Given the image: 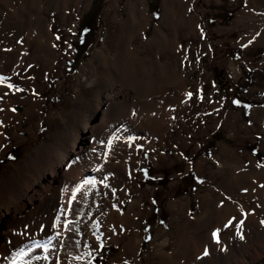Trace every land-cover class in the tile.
<instances>
[{"label":"rangeland","instance_id":"rangeland-1","mask_svg":"<svg viewBox=\"0 0 264 264\" xmlns=\"http://www.w3.org/2000/svg\"><path fill=\"white\" fill-rule=\"evenodd\" d=\"M261 11L264 0H0L1 81L16 92L15 97L10 94L14 100L6 106L10 114L0 120V158L3 161L12 148L18 157L23 155L15 163L0 165V184L30 165L36 154L54 151L72 138L76 108L78 113L79 106L92 103L102 84L115 80L111 71L124 50L131 65L118 73L124 74V88L141 99L143 113L119 121L120 109L115 106L110 113L113 119L103 124L95 149L84 152L83 160L95 152L96 169L104 159L125 165L108 171L97 188L80 190L72 184L65 193L27 205L25 213L13 219L0 216V264H13L23 245V252L28 253L17 264H29L31 247L52 235L55 244L46 259L52 261L49 264H90L93 259L96 264H177L169 255L175 253L180 235L192 255L197 250L194 244L206 231L203 223L214 222L213 210L218 204L224 213L240 206V212L253 215L264 226V206L253 201L252 195L243 199L234 190L230 194L232 182H226L231 167L238 169L234 188L250 181L248 173L255 178L264 175ZM130 20L141 23L133 28L137 30L133 36L125 27ZM42 23L53 51L47 65L35 46ZM83 32L92 49L84 62L74 64L80 67L78 73L65 72L66 61L74 58L72 39ZM157 38L170 47L158 50ZM27 41L28 55L18 64ZM74 51L79 54L81 50ZM102 72L109 75L104 82ZM213 84L223 89L225 102L220 98L215 102ZM5 94L0 92V97ZM153 99H160L159 108L146 105ZM87 145L85 141L82 146ZM139 149L150 158L151 168L137 159ZM74 158L68 154L58 178L52 180L53 187L64 184L62 172ZM186 174L189 176L184 178ZM72 199L84 203L87 216L80 212L81 218L70 224L78 227L72 233L76 247L64 250V226L54 233L55 216L49 218L61 211L63 200ZM34 207L37 209L31 213ZM68 214L67 209L64 220ZM121 215L130 220L111 223ZM196 222L201 223L199 236ZM30 224L37 229L29 231ZM253 228L243 238L261 229ZM227 235V229L221 228L219 236L226 238V247L237 249L241 242L233 232L229 240ZM162 242L165 246H160ZM129 243L133 246L124 252ZM58 248L62 252L57 257Z\"/></svg>","mask_w":264,"mask_h":264},{"label":"bare ground","instance_id":"bare-ground-1","mask_svg":"<svg viewBox=\"0 0 264 264\" xmlns=\"http://www.w3.org/2000/svg\"><path fill=\"white\" fill-rule=\"evenodd\" d=\"M34 18H36V16ZM173 20H174V16L172 14V21ZM139 21H142V18ZM135 26H141V23L135 22L134 20L133 21L130 20V22H127L125 25L127 32L130 31V34L132 36L133 33L135 35L137 31V30L132 31ZM48 38L49 35H48L47 27L45 26V23L44 24L42 23L40 35L39 38L36 40L35 46H36V53L39 52L38 56L46 65L48 64L50 58L53 55V51L51 49V43L47 42ZM160 42H161L160 38H157V40L154 41V44L157 45L158 50L160 47H163V49H168L170 47L169 45L167 46V44L162 45ZM28 47L29 46L27 41V44H25V46L21 48V54L19 57L18 64L23 62L24 57L28 55L27 52ZM120 61L123 64H121ZM115 65H116L115 67L113 66L115 69L111 71L113 72L112 74L115 80H113L110 84H102L100 90L97 91L96 94L94 95V98L91 101L92 103L87 104L85 107L79 106L80 109L78 113H77L78 109L76 108L75 113L72 115V119L75 120L74 125H72V129H74V135L72 136V138L70 137L71 139L68 140L67 143L59 146L54 151L51 152L49 151L47 153L40 152L39 154H36L33 160L30 162V165L21 167V169L18 172V175H16L15 177H10L9 179L3 180L1 182L0 216L9 215L13 219L14 217L24 214L27 205L31 206L36 201L39 202L40 198H42V201H45L48 195L55 196L59 193H65L69 188H71L72 184L78 186L80 190L81 189L90 190L93 188H97V182L102 181L104 177H108L109 175L108 171L114 170L117 166H121V165L125 166L123 162H117V161L108 162L107 159H104L103 161L98 162L99 167L98 169H96L97 166H95L94 164L95 162L97 163L98 160L95 159V155H94L95 152L91 153L90 155H87L86 160H83L82 158L84 152H87L89 149H91L90 151H93L95 149L100 137V132L104 127L103 124L106 125L109 123L111 119H113L110 116V113L115 108V106H117L118 109H120L118 115L122 117V119H118L119 121H122L123 117L130 118L129 116L133 117L134 115L138 117L142 111V108L138 102L140 98H136L137 96L134 93H131L129 90H126L124 88V83H125L123 80L124 74L121 76L118 73L121 70L127 71V68L129 67V65H131L127 61L125 50L121 52L120 60H117V63ZM233 70L234 69H232V71ZM102 73L106 75L103 77V79H101L102 82H104L106 79L109 78V75L108 73L105 72ZM2 78H3V74L0 73V92L6 91L7 94L0 97L1 100L0 106H3L4 108V109H0V120H3L4 118L7 117V114H10V110H9L10 108L6 110V106L9 103H11L12 100H14L13 97H15L16 95V92L13 89L7 87V84L1 81ZM10 94H12L13 97ZM169 94L173 95L174 90L171 89V91H169ZM176 94L178 93L176 92ZM150 97L151 95L147 97V99ZM159 101L160 99H153L148 103L146 102L147 104L146 103L145 104L148 107H153L154 105H157V107L159 108L161 105L160 103H158ZM133 109L137 112V114L135 113V111H133ZM166 109L167 111L175 110L171 108H166ZM156 111L159 110L157 109ZM142 114L143 113H141L140 117H142ZM75 118L78 119L80 118L81 121L80 120L78 121ZM135 120L136 118H133L132 121ZM85 141L88 142V145L87 147L84 148V146L82 145L84 144ZM68 143L70 144L69 146ZM110 148L113 149L112 147ZM71 153L75 155V158L71 160V162L65 168L66 170H63L62 172L64 175V181H63L64 184L61 185L59 184L58 186L53 187V182H52L53 178L55 179L58 178V175L60 174L59 168L61 164L63 163L64 160L66 161V159H68V154ZM117 156L116 159L119 157ZM89 166H93L94 168L91 169V167ZM105 167H107L108 169L105 170ZM231 168L232 169L230 170L227 169L229 177L226 180V182H230V181L232 182V186L229 188V193L231 194L232 190H234L235 193L237 194V198H243V199H248L249 195H252L255 197L254 199H252L253 201L257 200L261 206H264V175L262 177L255 178L251 176V173H248L247 175L250 181L245 184H240L236 188H234V185L236 184L235 175L238 169H236L235 167H231ZM244 170L246 171L245 167ZM42 181L44 182L42 183ZM86 181H91L92 183L89 184L86 183ZM205 199L206 198H202V202L205 201ZM220 205L218 204L216 208L213 210V215L215 218L214 222L203 223L204 229H206V231L203 232L202 236H199V233L202 230L201 223L199 224L196 222L195 228L197 230V235L200 238L199 241L194 244L193 248H196L197 250L192 255H189L186 248L187 245H185V238L182 235H180L179 241L174 247L175 253L170 254L169 256H172L174 261L177 260V264H264V226L253 215H248L247 212L245 213L240 212L241 211L240 206L235 205L231 207L233 209V212L227 211L224 213V209H221ZM175 206L176 205L174 206L172 205L173 210H175L178 213V209H176L177 207ZM37 208L40 209V205L37 206ZM37 208L34 207L31 213L35 212ZM67 209L69 210L68 218L64 220L65 219L64 211ZM86 211L87 208L85 207L84 203L81 202L79 199L63 200V202H61V211L56 213L57 215L53 214L49 218V220H51L52 217L55 216L53 220L54 233L62 229V227L64 226L63 227V230L65 232V237L63 239L64 250H68L76 247V245H74L76 239H75V235L73 234L74 231H77L78 227L70 224L76 223L78 218H81V215L80 214L78 215V213L80 212L86 218L87 216ZM114 213L117 216L119 215L118 214L119 212L117 210ZM95 219L97 218L95 217ZM188 219L192 221L191 218ZM129 220H130V216L121 215L118 218L115 217L112 218L111 223L112 222L117 223L118 221L125 222ZM187 222L188 220L185 221V225H187ZM178 224L179 227L181 228L183 227V224L180 221H178ZM99 226L100 224H98L96 228V233L98 232ZM255 226L261 227V229L258 232H256V234H254L252 237L248 239L245 237L243 238V236L249 230V228H253ZM32 227L33 225L30 224L29 231L31 232L37 229V228L33 229ZM221 228L227 229V233H228L227 239L230 238L229 235L231 232L235 234V236L241 242L237 249L229 250L228 247H226V243H225L226 238L222 240L221 237L219 236V231ZM111 229H113V227ZM214 233L216 234L215 237L213 236ZM117 235L118 234H116V236ZM109 241L110 239L105 240L106 243H108ZM54 244H55V238L54 235H52L43 238L39 242V244L32 246L30 249L29 264H49L50 262H52V261H46L45 257H48ZM45 246L48 249L47 251H45ZM131 246H133L132 243L127 244L126 247H124V252H127L126 250ZM160 246H165V242H162ZM24 248L25 245H23L22 250H24ZM163 249L164 247L161 248V253L164 254ZM183 251L187 253L182 254ZM61 252L62 250L58 248L54 252V254L55 256L58 257L61 256ZM197 252L198 254L194 256ZM23 253L24 255H26L28 251H24ZM24 255L19 256L15 254L14 255L15 258L12 261V263L14 264L15 261V264H17L24 257ZM175 255H179V256L175 257ZM64 256L65 253L63 252L62 258H64ZM261 259L263 260L259 262V260ZM165 263L162 262V264Z\"/></svg>","mask_w":264,"mask_h":264},{"label":"trees","instance_id":"trees-1","mask_svg":"<svg viewBox=\"0 0 264 264\" xmlns=\"http://www.w3.org/2000/svg\"><path fill=\"white\" fill-rule=\"evenodd\" d=\"M85 33H82L80 36H79V38L75 41V43H74V46L79 50V49H82L83 51H85L86 49L88 50L90 47H88L86 44H84V39H85V35H84ZM84 44V45H83ZM79 56L81 57L82 55L81 54H79ZM76 60H78V61H82V62H84V60H85V56L84 57H82V58H79V57H76L75 58V61L74 62H70L71 64L67 67L69 70H70V68L74 71V72H77L78 70H79V65L78 66H74V63L76 62ZM68 72V71H67ZM68 74V73H67ZM24 154V153H23ZM21 156H23V155H21ZM20 156V157H21ZM20 157H18V152H17V150H16V148H12L11 150H9L5 155H4V157H3V161H1V163H0V165H2V163L3 164H12V163H15V162H17L19 159H20ZM146 167L147 168H150V164L147 162L146 163ZM189 176V175H188ZM187 176V177H188ZM186 178V177H185ZM184 180H186V179H184ZM183 180V181H184ZM115 252V251H114ZM113 252V253H114ZM112 253V254H113ZM93 264H95V262H93Z\"/></svg>","mask_w":264,"mask_h":264},{"label":"snow or ice","instance_id":"snow-or-ice-1","mask_svg":"<svg viewBox=\"0 0 264 264\" xmlns=\"http://www.w3.org/2000/svg\"><path fill=\"white\" fill-rule=\"evenodd\" d=\"M86 183H92L91 181H86ZM215 233L213 234V236L215 237ZM48 249H47V247L45 246V251H47ZM17 255H19V256H23L24 255V253H23V250H21V252L20 253H18ZM45 259H47V257H45ZM14 264H15V261H14Z\"/></svg>","mask_w":264,"mask_h":264},{"label":"crops","instance_id":"crops-1","mask_svg":"<svg viewBox=\"0 0 264 264\" xmlns=\"http://www.w3.org/2000/svg\"><path fill=\"white\" fill-rule=\"evenodd\" d=\"M201 201H202V199H201ZM202 203V202H201Z\"/></svg>","mask_w":264,"mask_h":264}]
</instances>
